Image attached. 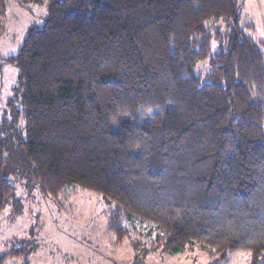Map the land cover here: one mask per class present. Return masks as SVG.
Instances as JSON below:
<instances>
[{"label": "trees", "instance_id": "obj_1", "mask_svg": "<svg viewBox=\"0 0 264 264\" xmlns=\"http://www.w3.org/2000/svg\"><path fill=\"white\" fill-rule=\"evenodd\" d=\"M15 1L46 16L4 59L18 80L0 117V216L13 181L52 198L75 185L114 207L118 242L125 223L149 227L150 248L133 240L143 257L198 247L264 264V51L239 1ZM6 15L0 0V29ZM219 20L226 33L210 31Z\"/></svg>", "mask_w": 264, "mask_h": 264}, {"label": "rangeland", "instance_id": "obj_2", "mask_svg": "<svg viewBox=\"0 0 264 264\" xmlns=\"http://www.w3.org/2000/svg\"><path fill=\"white\" fill-rule=\"evenodd\" d=\"M238 1L240 29L264 51V0ZM5 2L7 15L0 29V117L7 111V102L18 80L17 68L4 59L16 54L28 30L42 26L46 16L45 4L23 8L15 0ZM228 24L227 20H219L207 25L212 32L226 33ZM217 48L214 42L213 50ZM209 71L207 62L199 64L198 73L206 75ZM13 183L15 199L0 216L3 264H215L198 247L187 248L177 255L158 250L144 257L138 252V256L133 240H140L143 247L150 248L149 227L125 223L131 236L118 242L111 230L114 207L91 191L70 185L58 198H52L36 189L27 190L19 181ZM17 248H24L27 256L11 257L10 253ZM249 260V254L234 252L221 264H248Z\"/></svg>", "mask_w": 264, "mask_h": 264}]
</instances>
